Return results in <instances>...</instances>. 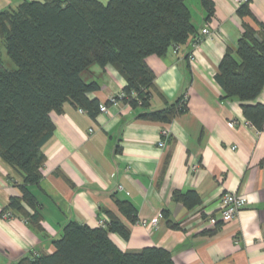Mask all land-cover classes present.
<instances>
[{"label":"crops","instance_id":"obj_1","mask_svg":"<svg viewBox=\"0 0 264 264\" xmlns=\"http://www.w3.org/2000/svg\"><path fill=\"white\" fill-rule=\"evenodd\" d=\"M21 1L0 0V11ZM211 1L208 16L201 0H184L194 35L162 56L145 58L154 74L151 108L186 96L185 110L170 122L140 117L142 107L110 102L124 85L113 66L93 63L82 71L84 82L99 86L88 98L106 110L92 117L66 102L61 112H50L54 131L41 147L42 178L27 186L39 203L42 229L18 215H0V263L51 253L52 239L68 221L97 226L111 211L130 230L127 239L109 233L122 251L159 246L175 264H264V125L261 130L251 125L240 101L224 98L214 80L224 53L235 54L244 25L264 36V0H246L255 19L240 17L234 0ZM206 23L209 35L201 33ZM256 102L264 104V86L249 103ZM21 182L20 173L0 157V211L20 195ZM188 190L200 199L192 207L175 197ZM226 192L243 194L247 204L235 218L213 225L208 218L218 217V198ZM116 199L134 204L135 223L119 212Z\"/></svg>","mask_w":264,"mask_h":264},{"label":"trees","instance_id":"obj_2","mask_svg":"<svg viewBox=\"0 0 264 264\" xmlns=\"http://www.w3.org/2000/svg\"><path fill=\"white\" fill-rule=\"evenodd\" d=\"M201 3L211 15L213 2ZM236 12L255 19L247 2ZM194 32L184 0H23L15 8L0 11V38L16 65L6 68L0 64V157L22 178L20 195L11 196L0 215L10 211L36 230L42 229L39 203L27 186L42 178L45 157L41 147L54 131L50 112H61L69 102L92 117L97 113L98 100L87 94L97 90L98 83L81 78L91 64L111 65L120 73L124 85L114 99L146 109L140 117L170 122L182 113L184 96L163 108L150 107L154 74L145 58L164 55ZM214 80L223 97L239 100L243 116L261 130L264 104L249 102L264 86V36L257 37L244 25L235 54L224 53ZM175 197L188 207L200 202L194 190ZM115 204L130 223L136 222L132 202L116 199ZM106 214L105 226L68 221L52 239L53 252H32L9 264H175L163 247L120 250L109 233L127 239L130 230L117 215ZM163 215L167 216L165 211Z\"/></svg>","mask_w":264,"mask_h":264},{"label":"built area","instance_id":"obj_3","mask_svg":"<svg viewBox=\"0 0 264 264\" xmlns=\"http://www.w3.org/2000/svg\"><path fill=\"white\" fill-rule=\"evenodd\" d=\"M237 4H241L243 2H246V0H234ZM201 33L209 35L210 31H209V23H206L204 25V27L201 29ZM198 40H200V38H198L196 40V43H198ZM195 43V44H196ZM179 46H175V48H178ZM189 59L193 58V54L190 53L188 55ZM184 99L186 100V96L184 97ZM116 99L111 98L110 102L112 103H116ZM80 112H83V110L81 108L78 109ZM99 110L100 111H105L106 110V106L105 105H101L99 106ZM165 133V132H163ZM158 145L163 147L164 146V141H158ZM119 188L121 187L120 185L118 186ZM247 204V200L246 198L243 196V194L240 193H235V192H226V193H222L219 198H218V203H217V207H218V217H214L211 216L208 218V221L213 224L216 225L219 221L221 222H226L229 221L233 218H235V216L237 215V213L243 209ZM1 216L3 218H10L12 216V214L10 213V211H4ZM108 221L107 216L101 217L97 219V225L99 226H105L106 222Z\"/></svg>","mask_w":264,"mask_h":264},{"label":"rangeland","instance_id":"obj_4","mask_svg":"<svg viewBox=\"0 0 264 264\" xmlns=\"http://www.w3.org/2000/svg\"><path fill=\"white\" fill-rule=\"evenodd\" d=\"M0 64L6 68H15L16 65L7 55L6 50L2 42H0Z\"/></svg>","mask_w":264,"mask_h":264}]
</instances>
